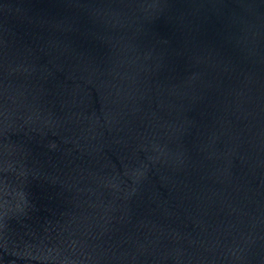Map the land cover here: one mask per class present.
<instances>
[{"label": "water", "instance_id": "1", "mask_svg": "<svg viewBox=\"0 0 264 264\" xmlns=\"http://www.w3.org/2000/svg\"><path fill=\"white\" fill-rule=\"evenodd\" d=\"M0 264H264V0H0Z\"/></svg>", "mask_w": 264, "mask_h": 264}]
</instances>
